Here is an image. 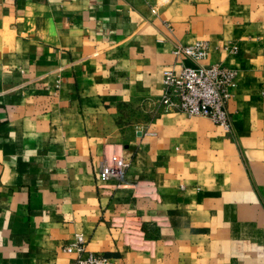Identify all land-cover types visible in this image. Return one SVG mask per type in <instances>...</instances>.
Segmentation results:
<instances>
[{
    "label": "crops",
    "instance_id": "obj_1",
    "mask_svg": "<svg viewBox=\"0 0 264 264\" xmlns=\"http://www.w3.org/2000/svg\"><path fill=\"white\" fill-rule=\"evenodd\" d=\"M197 41L236 73L235 143L161 103ZM263 202L264 0H0V264H70L77 235L114 264H264Z\"/></svg>",
    "mask_w": 264,
    "mask_h": 264
},
{
    "label": "built area",
    "instance_id": "obj_2",
    "mask_svg": "<svg viewBox=\"0 0 264 264\" xmlns=\"http://www.w3.org/2000/svg\"><path fill=\"white\" fill-rule=\"evenodd\" d=\"M208 51L206 41L174 47L175 62L162 72L161 103L171 111L189 117H206L226 129L229 126L226 106L236 73L223 65L203 64ZM184 60L191 65H185ZM127 168L128 163L122 158L112 157L110 163L102 165L99 170V180L107 182L111 178L122 177ZM64 250L76 254L70 264H114L103 255L87 251L86 241L80 235L68 243Z\"/></svg>",
    "mask_w": 264,
    "mask_h": 264
},
{
    "label": "rangeland",
    "instance_id": "obj_3",
    "mask_svg": "<svg viewBox=\"0 0 264 264\" xmlns=\"http://www.w3.org/2000/svg\"><path fill=\"white\" fill-rule=\"evenodd\" d=\"M209 46V45H208ZM225 47L227 48V49H229V45H225ZM232 51L233 52H235L236 51V48L235 47H233L232 48ZM209 52V51H208ZM217 64H219V63H217ZM219 65H221V64H219ZM223 66H225V65H223ZM225 67H227V68H229L228 66H225ZM226 108H227V114H228V118H229V126H228V128H223L222 126H220V125H216L217 126V128L220 130V131H222V134H223V136H224V138L227 140V141H229V142H232V143H235L236 142V139H237V137H236V135H235V128H234V124H233V121H232V117H231V115L229 114V110H228V103H227V106H226ZM176 112V111H175ZM187 116V115H186ZM188 117V116H187ZM196 117H199V116H196ZM200 118H206V117H200ZM206 119H208V118H206ZM210 120V119H209ZM243 155V154H242ZM242 155H240V156H242ZM241 160H242V162H243V164L245 165V159H244V157H241ZM263 204H264V202H263ZM259 251V252H258ZM258 256H261V257H263L264 256V248H262V249H258L256 252H255Z\"/></svg>",
    "mask_w": 264,
    "mask_h": 264
}]
</instances>
